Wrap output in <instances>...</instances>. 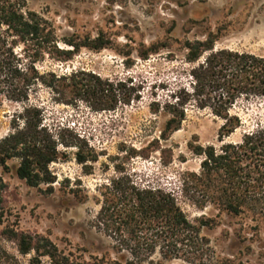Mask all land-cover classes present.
I'll use <instances>...</instances> for the list:
<instances>
[{
    "label": "rangeland",
    "instance_id": "rangeland-1",
    "mask_svg": "<svg viewBox=\"0 0 264 264\" xmlns=\"http://www.w3.org/2000/svg\"><path fill=\"white\" fill-rule=\"evenodd\" d=\"M22 4L25 12L40 14L54 25L64 50H73L66 44L70 41L85 45L100 38L106 44L99 51L82 47L66 61L46 58L38 65L42 74L85 71L126 83L121 94L129 93L132 101L120 103L114 111H97L95 99L74 93L68 81L61 82L57 92L38 87L30 104L41 108L43 124L53 132L69 129L68 135L85 139L92 150L84 149L89 161L82 165L76 148L60 147L59 160L49 167L55 176L52 193L49 185L31 187L18 178L20 160L9 161V170L0 166L7 186L3 224L47 236L60 249L86 260L105 254L115 257L113 240L96 227L101 189L128 173L142 186H160L184 196L181 207L192 222L202 217L213 220L202 236L211 241L222 260L219 264H264V221L259 220L256 231L252 217L230 216L214 204L199 209L184 199L193 193L182 192L184 179L201 171L202 157L193 149L239 143L245 131L264 125V99L242 98L234 104L231 114L243 125L225 142L219 141L224 121L209 110L192 107L181 129L162 138L168 120L165 104L174 101L173 92L190 85L191 66L183 44L214 34L217 49L264 57V0H22ZM153 45L169 48L145 60L142 56ZM23 108L0 97V141L14 132V117ZM3 228L0 225V232ZM7 247L15 252L11 244Z\"/></svg>",
    "mask_w": 264,
    "mask_h": 264
},
{
    "label": "trees",
    "instance_id": "trees-1",
    "mask_svg": "<svg viewBox=\"0 0 264 264\" xmlns=\"http://www.w3.org/2000/svg\"><path fill=\"white\" fill-rule=\"evenodd\" d=\"M22 0H0V97L23 104L14 117V132L0 141V166L9 170L8 162L20 160L16 169L19 179L31 187L49 185L55 176L49 170L59 160L60 147L76 148L78 163L89 161L83 155L88 143L69 129L55 132L43 124L44 115L38 106L30 104L31 94L38 87L57 92L60 83L68 81L74 93L95 99L93 108L114 111L120 103L129 105V93L122 97L126 83L103 80L85 71L69 76L42 74L38 65L51 58L66 61L82 47L94 50L106 48L97 38L90 44L66 42L73 50L59 45L54 25L35 12H25ZM218 36L206 40H187L183 44L186 61L191 66L187 75L189 88H179L164 106L168 117L162 138L181 129L189 107L209 110L224 121L219 141L225 142L242 128L239 116L231 114L234 104L244 99H264V57L230 49H217ZM168 45L151 46L142 56L158 54ZM50 78V80L48 79ZM130 90L132 88H129ZM84 96V97H83ZM159 107V105H158ZM59 129V130H58ZM82 143V145H81ZM193 152L202 157L199 174L184 179L183 191L192 196L187 201L205 209L210 204L233 217H252L256 231L264 221V125L243 133L239 143H224L196 147ZM6 184L0 176V264H219L211 241L202 236V229L213 220L205 217L192 222L181 207L182 197L164 187L142 186L132 175L121 173L102 187L101 210L97 229L113 240L115 257L105 254L86 260L73 252L60 249L49 237L21 231L15 224H3ZM7 244L15 248L8 249Z\"/></svg>",
    "mask_w": 264,
    "mask_h": 264
}]
</instances>
